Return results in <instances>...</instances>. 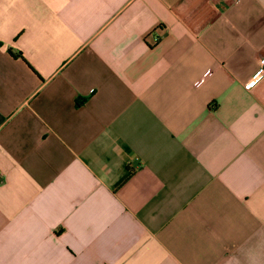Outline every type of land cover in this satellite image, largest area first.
Here are the masks:
<instances>
[{"label": "crops", "instance_id": "obj_1", "mask_svg": "<svg viewBox=\"0 0 264 264\" xmlns=\"http://www.w3.org/2000/svg\"><path fill=\"white\" fill-rule=\"evenodd\" d=\"M262 55L264 0H0V264H264Z\"/></svg>", "mask_w": 264, "mask_h": 264}, {"label": "built area", "instance_id": "obj_2", "mask_svg": "<svg viewBox=\"0 0 264 264\" xmlns=\"http://www.w3.org/2000/svg\"><path fill=\"white\" fill-rule=\"evenodd\" d=\"M155 40H158V37L155 38ZM207 73H204V75H206ZM264 78V55H262L259 59H258V65L256 68V71L254 72V74L246 81L245 86L247 87H251L253 86L255 83H257L258 81H260L261 79ZM203 82V78L198 79L197 81H195L194 85L198 86Z\"/></svg>", "mask_w": 264, "mask_h": 264}, {"label": "trees", "instance_id": "obj_3", "mask_svg": "<svg viewBox=\"0 0 264 264\" xmlns=\"http://www.w3.org/2000/svg\"><path fill=\"white\" fill-rule=\"evenodd\" d=\"M10 53L13 54L14 56L16 55V56L22 57L20 53H12L11 51Z\"/></svg>", "mask_w": 264, "mask_h": 264}]
</instances>
